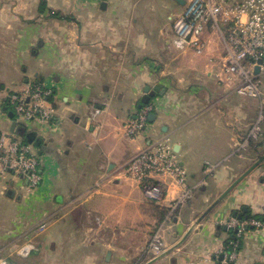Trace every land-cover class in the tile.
Here are the masks:
<instances>
[{"label": "crops", "instance_id": "obj_1", "mask_svg": "<svg viewBox=\"0 0 264 264\" xmlns=\"http://www.w3.org/2000/svg\"><path fill=\"white\" fill-rule=\"evenodd\" d=\"M139 1L0 0V134L12 124L7 98L33 82L53 89L56 109L47 126L29 129L44 140L34 145L44 182L29 193L24 179L0 173V258L11 264H146L158 229L165 253L153 264H221L234 250V264H264V228L249 226L240 237L225 228L243 207L264 216V161L198 222L264 154V125L260 141L241 146L259 101L238 95L216 73L218 38L207 35L203 53L179 51L171 20L177 6L165 0L167 22L157 0ZM157 85L155 120L129 136L145 88ZM163 137L194 189L178 206L181 186L169 187L164 204L151 202L124 172ZM43 222L47 231L22 256L19 248Z\"/></svg>", "mask_w": 264, "mask_h": 264}, {"label": "built area", "instance_id": "obj_2", "mask_svg": "<svg viewBox=\"0 0 264 264\" xmlns=\"http://www.w3.org/2000/svg\"><path fill=\"white\" fill-rule=\"evenodd\" d=\"M179 13L171 16L174 32L173 44L182 52H205L209 47L207 35L218 38L223 46L220 58L226 81L233 85L237 94L259 101V114L242 147L262 138L264 125V0H185ZM53 89L42 83H32L22 93L9 95L8 103L14 106L15 121L28 129L45 125L53 119L56 109L51 100ZM154 105L146 104L127 125V134L137 136L147 126ZM44 162L35 146L23 137L7 130L0 134V173L13 174L26 182L30 193L44 182ZM208 164L206 171L212 173ZM126 177L136 181L151 202L164 204L171 185L183 188L175 206L184 203L194 194L188 185L187 169L181 164L170 137H163L136 154L124 167ZM228 227L238 230V236L252 226L264 228V221L253 218L241 220L232 217ZM48 224L40 223L26 237L18 252L22 256L36 248L35 240L45 233ZM232 246L237 248L235 242ZM165 251L162 229L153 235L146 260ZM236 250L226 254L221 264H234ZM0 264H11L0 258Z\"/></svg>", "mask_w": 264, "mask_h": 264}, {"label": "water", "instance_id": "obj_3", "mask_svg": "<svg viewBox=\"0 0 264 264\" xmlns=\"http://www.w3.org/2000/svg\"><path fill=\"white\" fill-rule=\"evenodd\" d=\"M178 4L184 5L185 0H175ZM161 88L160 85L155 86L154 90H151V87L147 86L145 88V95L142 98V102L140 104V108L142 109L144 105L149 104L152 100V98L155 96V93L159 91ZM4 111L8 112L9 118L12 120V124L10 127V131L18 134L19 136L23 137L25 140H27L29 143L35 145L37 148H41L43 146L44 140L41 136L37 134V132L29 130L26 126L19 125L17 121H15V114L13 111L8 110L7 106L4 107ZM156 118V114L152 112L149 115V121L153 122ZM146 129V127L144 128ZM264 161V154L252 165L250 166L240 177H238L218 198L215 200V202L204 212V214L199 218L198 222H200L206 215H208L216 205H218L232 190L236 188V186L249 174L251 173L257 166H259ZM246 207H244V211H246ZM236 215V214H235ZM226 229H228V225L225 226ZM192 229L189 230V232L186 234L182 242L187 238V236L191 233ZM238 230L236 229V232ZM163 252L161 255L153 258L152 260L148 261L146 264H153L156 261H158L164 254ZM224 256L221 255V259L223 260Z\"/></svg>", "mask_w": 264, "mask_h": 264}, {"label": "rangeland", "instance_id": "obj_4", "mask_svg": "<svg viewBox=\"0 0 264 264\" xmlns=\"http://www.w3.org/2000/svg\"><path fill=\"white\" fill-rule=\"evenodd\" d=\"M145 0H140L139 2H144ZM168 2H170V4H171V6H177V8H178V10H177V12H175V13H179L180 11H181V7L180 6H178L173 0H167ZM156 7L157 8H159V11H160V14H161V16H162V19L163 18H165L164 20L166 21L167 20V22H171L170 20H169V15H170V10H169V7L167 6V4H166V2H165V0H157L156 1ZM219 66V65H218ZM216 73L217 74H219V77H221V78H224L225 77V74L223 73V71H222V66H221V64H220V66L219 67H217V69H216ZM218 77V76H217ZM218 77V78H219ZM225 82H228V81H226V78H224L223 79ZM220 82H222L221 80H220ZM33 83H35V82H33ZM38 83H42V82H38ZM42 84H44V83H42ZM44 85H46V84H44ZM46 86H48V85H46ZM232 89H234V86L232 85ZM5 106H7L8 107V109H10V110H13L14 111V106L12 105V104H10V103H8V99H7V101L5 102V104H4V107ZM4 107H3V110H4ZM48 124H45V125H43V127H45V126H47ZM257 146L255 145V146H253V148H256ZM6 175H8V174H6Z\"/></svg>", "mask_w": 264, "mask_h": 264}, {"label": "trees", "instance_id": "obj_5", "mask_svg": "<svg viewBox=\"0 0 264 264\" xmlns=\"http://www.w3.org/2000/svg\"><path fill=\"white\" fill-rule=\"evenodd\" d=\"M27 141V140H26ZM28 142V141H27ZM255 144V143H254ZM254 144H252L251 146L253 147V146H255ZM259 145V144H258ZM257 146V145H256ZM246 211H244V218L243 219H241V220H251V219H253V218H256V219H261V220H263L264 219V216L263 215H260V214H256V213H253L252 211H251V209L250 208H247L246 207ZM251 228H252V226H250Z\"/></svg>", "mask_w": 264, "mask_h": 264}, {"label": "flooded vegetation", "instance_id": "obj_6", "mask_svg": "<svg viewBox=\"0 0 264 264\" xmlns=\"http://www.w3.org/2000/svg\"><path fill=\"white\" fill-rule=\"evenodd\" d=\"M233 215H234L233 217H236L238 219H243L244 218V207L241 210L236 211Z\"/></svg>", "mask_w": 264, "mask_h": 264}]
</instances>
